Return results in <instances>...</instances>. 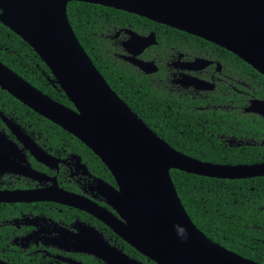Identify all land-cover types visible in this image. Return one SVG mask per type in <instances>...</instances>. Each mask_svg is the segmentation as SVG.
<instances>
[{
  "label": "water",
  "instance_id": "95a60500",
  "mask_svg": "<svg viewBox=\"0 0 264 264\" xmlns=\"http://www.w3.org/2000/svg\"><path fill=\"white\" fill-rule=\"evenodd\" d=\"M71 1L114 7L186 31L236 54L264 75V0H0V22L33 48L74 108L55 101L1 61L0 88L100 158L118 186L105 184V199L120 217L82 196L63 192L68 199L62 202L91 213L156 264H262L225 248L196 227L170 170L237 179L264 176V162H206L158 136L111 89L81 46L67 17ZM131 34L141 50L149 36ZM123 58L144 70L153 65ZM245 111L264 117V101H251ZM97 235L98 241L87 250L91 254L107 264H141Z\"/></svg>",
  "mask_w": 264,
  "mask_h": 264
},
{
  "label": "trees",
  "instance_id": "16d2710c",
  "mask_svg": "<svg viewBox=\"0 0 264 264\" xmlns=\"http://www.w3.org/2000/svg\"><path fill=\"white\" fill-rule=\"evenodd\" d=\"M67 17L81 46L111 89L173 148L212 163L264 161V117L243 111L247 95L237 94L235 108L200 109L197 106L225 102L227 95L216 90L217 93L202 100L171 94L156 81L155 75H146L120 59L116 55L118 45L111 35L120 27L140 33L155 29L158 35L155 49L182 45L179 38L188 39L192 47L212 48L219 53L224 66L234 68L241 79H246L251 96L264 98V75L251 65L210 41L114 7L71 1L67 4ZM0 61L43 93L74 107L57 82H51L50 70L33 48L1 22ZM0 109H11L32 125L59 130L63 144L71 139L72 149L90 168L113 180L99 157L79 139L1 88ZM170 176L182 205L198 229L225 248L264 264V176L215 178L178 169H171ZM118 239L126 253L143 264H156Z\"/></svg>",
  "mask_w": 264,
  "mask_h": 264
},
{
  "label": "flooded vegetation",
  "instance_id": "af4514ba",
  "mask_svg": "<svg viewBox=\"0 0 264 264\" xmlns=\"http://www.w3.org/2000/svg\"><path fill=\"white\" fill-rule=\"evenodd\" d=\"M131 33L149 36L141 50L137 46L138 38ZM111 37L118 45L116 55L120 59L146 75H155L156 81L171 94L202 100L217 93L216 90L227 95L225 102L197 106L200 109L235 108L238 93L247 95L244 112H248L245 108L251 101H264V98L251 96L247 90L251 86L246 79H241L234 68L224 66L219 53L212 48L192 47L188 39L179 38L182 45L155 49L158 44L155 29L140 33L130 27H120ZM123 56L153 65L144 70ZM62 139L61 132L54 127L32 125L15 111L0 109V261L8 264H107L87 251L91 243L98 241L99 234L110 245L143 264L124 251L120 237L105 223L84 209L62 202L68 199L63 197V192L82 196L120 217L104 196L105 184L118 189L114 177L111 181L96 173L72 149V140L63 144Z\"/></svg>",
  "mask_w": 264,
  "mask_h": 264
}]
</instances>
